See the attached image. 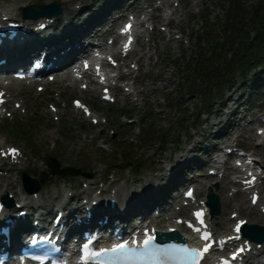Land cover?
I'll use <instances>...</instances> for the list:
<instances>
[{
	"label": "rangeland",
	"instance_id": "rangeland-1",
	"mask_svg": "<svg viewBox=\"0 0 264 264\" xmlns=\"http://www.w3.org/2000/svg\"><path fill=\"white\" fill-rule=\"evenodd\" d=\"M30 1V4L33 6L48 3L47 0ZM196 2H198V5L195 4ZM258 2L259 0H244V5L245 7L252 5L255 7L256 4L258 5ZM176 3L180 6L175 16H183L185 17V21L192 17L190 18L191 21L198 24H200L198 19H203L205 22L204 25L207 19L212 20L213 25H209V30L205 32L211 31L215 35H218L219 30H224L222 25L225 21L220 20H225L224 10H226L228 5L223 0H178ZM9 4V1H2L0 3V5ZM242 10L247 17L253 16V12L250 11L247 14V10L243 9V6ZM244 28L248 30L249 27L246 25ZM222 40L223 37L220 38L221 42ZM166 42L170 43L171 49L177 44L174 39H165L163 44H166ZM218 46L219 48L214 46L212 49L215 50V56L210 57L211 61L219 56L223 58L221 54L225 53L226 55L229 51L223 50L220 54L224 46L220 44ZM163 48L164 45L161 47V51H163ZM192 52L184 47L181 50H177L176 45L175 49L169 51L166 56H163L164 59L160 64L152 66L149 70H142L140 73L141 84L137 87L139 91L137 96L133 95L134 97L132 96L129 100H123L121 96L116 103L103 101L99 92L82 91L83 94H81L78 89L80 83L76 84V88L72 94H70L69 89L63 87L65 83L59 82L51 83L50 86L46 87V91L42 93L37 88H29L27 90L28 95L25 97V112L18 111L15 118L0 121V138L7 139V143L17 145L24 151L23 160L18 165L10 166L9 164H4L5 168L13 169L11 178L17 179V182H19L20 180L22 181L20 175L22 171L36 174L43 170L49 171L47 162L54 157L61 163V167L68 165L77 167V165H83L85 170L92 174L89 180L94 179L99 182L106 181L107 183H111L112 181H125L129 182L130 188L135 189L145 186L146 178L150 175L149 173L154 176L160 175L161 172L163 173L167 158L170 155L171 157H175L178 154H182L179 153V150L182 148L185 151L190 149L188 156L193 161L201 153L198 147L205 145L202 140L206 141V144H209L211 147L214 144L212 140L213 132L220 130L222 125H214L213 127V124L218 119V116L215 117L213 115L209 117L207 123L202 120L199 123L195 121L196 115L204 108L201 93H198L200 90H197L196 87L192 88V91L196 92L193 97H190L192 92H188L187 88L183 92L185 94V100L181 102L178 100V102L174 103L168 102L170 96L167 95V91L173 88L177 90L185 84L182 68L187 66L186 61L192 56ZM197 77L200 78V74L197 76V73H195L193 81L202 85L203 82L196 80ZM225 78L226 76L222 75L220 81ZM148 79L157 81L147 82ZM200 79L203 80L204 78ZM217 80H214V82L216 83ZM177 85H179L178 88ZM189 85H191L190 82ZM52 91L55 94H58L60 91L64 92L58 114L50 113L48 106H45V100H50L49 98L53 99L54 95ZM211 91L213 93L221 92L225 94V96H222L223 99L220 97L213 99L212 97L204 95L205 103L215 104L216 99L220 100L218 104L216 103L213 112L220 109L221 102H226L229 95L234 93L233 99H235L234 97L237 98L239 95H242L240 93L241 91L236 89L228 92L225 87L219 84ZM75 95L84 98L92 108L96 109L100 114V119L106 116V123L100 122L94 125L90 119H87L76 110L71 102L72 97ZM188 97L190 98L186 99ZM247 97L248 94L245 91L242 96L243 100L241 98L239 101L245 105L241 107L240 114H243L244 111L249 112L248 116H243V122L245 124L250 119L254 120L259 115L263 116L256 109L248 110ZM259 104H264V99L255 103L251 102L250 107L252 105L256 107ZM234 107L235 104L230 102L228 103L227 110L230 111ZM124 110H129V112H125ZM162 111V115L157 114V112ZM183 115L185 117V123H180L179 120ZM206 117L207 115H204L202 118L205 119ZM139 119H141V122ZM129 120H132V122L128 123L127 121ZM225 122L226 117L223 116L220 119V123L224 124ZM250 125L252 127L248 126V129L251 130H246V128L245 130H239L242 132L241 137L246 141H251L250 148L252 150L259 147L260 152L261 148H263V152L258 154V158L263 160L264 146L259 145L261 140H256L257 129L262 126V123L253 121ZM140 127L143 131L148 130V133H142L140 135ZM68 128L70 133H65V129ZM180 128L190 129V136L188 137L187 134H183L182 136ZM26 129H31L32 133H27L25 131ZM112 132L113 134H111ZM162 134L165 135L164 142H161ZM27 137L32 138V141L25 140ZM140 137L144 138V144H142V141L140 143ZM225 137L227 138L225 139L227 144H233L235 135ZM129 140L133 141V145L130 144L131 142ZM127 147L129 148L128 150ZM130 159H132V162H129ZM187 161H189V158ZM209 161H206V163ZM262 164L264 166V162ZM210 166V164L202 166L200 172L203 176L201 180H203ZM59 176L50 174V178L46 182V186L50 191H53L56 186H62V178L60 179ZM76 177L80 176H66L71 183L79 185L80 183L75 180ZM209 178L212 180L215 177ZM167 181V178L161 177L157 183L164 186ZM227 183L229 185V181L225 182V184ZM195 184L197 186L198 182ZM185 186L183 187L185 188ZM198 187L201 192H205L206 187L204 182H200ZM45 193V196H49V193ZM261 222H264V219Z\"/></svg>",
	"mask_w": 264,
	"mask_h": 264
},
{
	"label": "bare ground",
	"instance_id": "bare-ground-1",
	"mask_svg": "<svg viewBox=\"0 0 264 264\" xmlns=\"http://www.w3.org/2000/svg\"><path fill=\"white\" fill-rule=\"evenodd\" d=\"M4 1V0H0V3ZM6 1H10L11 3L7 6H5L3 9H1L2 11H8L11 12L12 14H14V12H20V9L22 6L25 5V1L21 2V0H6ZM27 1V0H26ZM73 0H66L64 3V7H67V5H69L70 2H72ZM98 0H94V2H96ZM1 7V6H0ZM79 13V11H77ZM99 16H103V12L99 13ZM43 22V21H42ZM41 24V22H40ZM74 23L72 22L70 24V27H73ZM71 46V42L68 43V46ZM41 49L40 50H44L45 48H52V45L49 44H44L42 46V44L40 45ZM30 49H36L35 47L32 48H15V49H2L1 52L5 53V55L8 57L9 59V63L10 65L13 64H25L26 61L28 60V56H29V51ZM39 50V49H38ZM0 85L2 86V82L0 83ZM18 101V100H17ZM20 101V100H19ZM255 122H260L261 118L260 117H256ZM251 130V129H250ZM253 136V135H252ZM254 137V136H253ZM3 143V140H0V145ZM181 152H183L182 154L178 155L176 160H174V165L171 168V172L170 175L173 174L174 170L176 171L177 169L182 168V166L186 165V161L188 159V155L190 150L185 151L182 150ZM252 159L256 160L255 162L258 163V167H262V162H264V159L262 160H258V158L255 157L254 153L251 154ZM165 174V173H164ZM163 176V175H162ZM248 177H246L245 179H248ZM262 178V176H260V179ZM79 178L76 179L77 182H79ZM191 179L189 177H187L186 175H181L179 178V185H183L187 182H190ZM96 182L95 181H90L89 182V187L86 188L85 190H83L80 194H74L75 197H79L82 193H86L87 195H91L92 191H93V186ZM18 187V182L16 181V179H11L10 176H2L0 175V196H2L4 194L5 191L7 190H14L15 188ZM156 187L158 188V183L156 182L154 177H148V185H147V189H156ZM237 188V191H235L233 193L232 189H228V194H222L221 196V203H222V214L218 215L220 220H217V215L215 216V219L212 220V227L213 230L215 231V233H227L230 234V224H231V218L228 216L229 215V210L233 209V211H239V212H243L244 210L247 212V214L251 215L252 218L248 220L249 223H262L259 222L261 219L264 218V213L261 212V208H258L257 206H253L251 205V199L252 196H250L249 199V203L246 200H242L241 202H237V198L236 196L239 194H243V197L247 196V192L243 190V185H239V186H234ZM228 188L227 187H223L221 193H225L223 190ZM131 189H129L126 184H120L118 186V192L120 193V195L122 193H125ZM59 188L55 189V192H59ZM129 191V194H126L123 198V205H124V209H122V213H123V219L125 222H133L134 219V223L137 224L139 222V219H141L142 221H148L149 218H151V225H155L158 228H168L169 226H177L178 228L181 227V225L175 224L176 220L178 217L184 215L187 213V207L183 206V208L180 211H175L173 212L171 209H169V213H167V216L164 218L162 216V213H160L158 216L156 214L153 213V209L156 206H160V211H165L166 209L164 208V206L166 204H170V201L172 199V197H169L168 199H164L162 196H151L149 198L145 197V193L144 191H140V188L134 189L133 194L135 195V199L132 200L130 199L132 197V193ZM218 192H220L218 190ZM15 196L17 199H20L21 197H23V192L20 190H15L14 191ZM57 196V195H56ZM27 200V198H25ZM201 199H205V198H201ZM179 198H176L175 201H178ZM28 201V200H27ZM29 202H27L26 205H28ZM260 203L264 204V191L262 192V197L260 199ZM48 204L50 205L51 202L48 201ZM42 205V204H41ZM79 209V208H78ZM116 210H111L109 211V215L110 217L114 216ZM166 213V212H164ZM177 215V216H176ZM146 218V219H145ZM145 219V220H144ZM172 222L171 224H167L168 222ZM29 228H31L32 226H30L29 221L27 222ZM264 224V222H263ZM257 244V243H255ZM205 264H210V261H205Z\"/></svg>",
	"mask_w": 264,
	"mask_h": 264
},
{
	"label": "trees",
	"instance_id": "trees-1",
	"mask_svg": "<svg viewBox=\"0 0 264 264\" xmlns=\"http://www.w3.org/2000/svg\"><path fill=\"white\" fill-rule=\"evenodd\" d=\"M239 1L240 0H233V6H232V17L236 18V22H240L241 24H244L243 18L246 16L245 13H243L242 8L239 7ZM251 23L253 24L254 28L257 30L258 36L257 39H259V45L260 47L251 45V42L248 44H245V56L250 55L253 60H256L257 62H262L264 57V0H259L258 5H256L253 9V16L249 17ZM233 28L239 30L238 27L233 26ZM241 30V29H240ZM246 36L248 37L247 32H245ZM262 44V45H261ZM205 63H197L196 65L198 67H201L202 71H204L206 74V77H218L215 75L216 73L220 72V67L216 66V69H210V66H204ZM248 65L249 61L247 62ZM215 71V73L209 72L210 70ZM222 74H219V76Z\"/></svg>",
	"mask_w": 264,
	"mask_h": 264
},
{
	"label": "water",
	"instance_id": "water-1",
	"mask_svg": "<svg viewBox=\"0 0 264 264\" xmlns=\"http://www.w3.org/2000/svg\"><path fill=\"white\" fill-rule=\"evenodd\" d=\"M218 203V197L213 195L210 199V204L215 207L216 204ZM245 233L250 237V238H255L254 233L258 232L261 236L255 238L257 241L261 242L263 241L262 239L264 238L263 236V228L262 227H257L256 225H249L247 224L244 227Z\"/></svg>",
	"mask_w": 264,
	"mask_h": 264
},
{
	"label": "snow or ice",
	"instance_id": "snow-or-ice-1",
	"mask_svg": "<svg viewBox=\"0 0 264 264\" xmlns=\"http://www.w3.org/2000/svg\"><path fill=\"white\" fill-rule=\"evenodd\" d=\"M13 155H15L16 154V152H17V150H15V149H10L9 150ZM198 215H200V214H198ZM243 223V222H242ZM237 231H239V226H238V228H237ZM208 237L207 236H205L204 237V239H207ZM118 247H123L122 245H119ZM243 249H241V251H242ZM205 251H207V248L205 249Z\"/></svg>",
	"mask_w": 264,
	"mask_h": 264
}]
</instances>
